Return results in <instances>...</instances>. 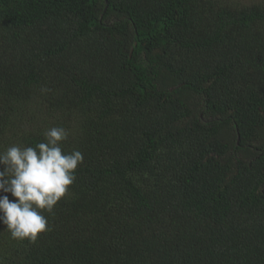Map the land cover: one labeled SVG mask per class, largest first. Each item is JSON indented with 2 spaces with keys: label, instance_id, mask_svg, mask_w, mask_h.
I'll return each mask as SVG.
<instances>
[{
  "label": "trees",
  "instance_id": "16d2710c",
  "mask_svg": "<svg viewBox=\"0 0 264 264\" xmlns=\"http://www.w3.org/2000/svg\"><path fill=\"white\" fill-rule=\"evenodd\" d=\"M51 127L83 162L0 264H264V5L0 0V151Z\"/></svg>",
  "mask_w": 264,
  "mask_h": 264
},
{
  "label": "clouds",
  "instance_id": "9594fccd",
  "mask_svg": "<svg viewBox=\"0 0 264 264\" xmlns=\"http://www.w3.org/2000/svg\"><path fill=\"white\" fill-rule=\"evenodd\" d=\"M63 127H51L44 141L35 147L13 144L0 151V224L11 239L34 243L49 230L44 213H52L75 181V171L83 162L79 150L65 153L62 142L68 139Z\"/></svg>",
  "mask_w": 264,
  "mask_h": 264
},
{
  "label": "rangeland",
  "instance_id": "374dc122",
  "mask_svg": "<svg viewBox=\"0 0 264 264\" xmlns=\"http://www.w3.org/2000/svg\"><path fill=\"white\" fill-rule=\"evenodd\" d=\"M227 1L239 8H243V7L251 8L260 4L264 5V0H227Z\"/></svg>",
  "mask_w": 264,
  "mask_h": 264
}]
</instances>
